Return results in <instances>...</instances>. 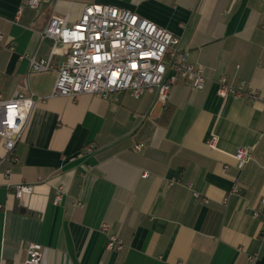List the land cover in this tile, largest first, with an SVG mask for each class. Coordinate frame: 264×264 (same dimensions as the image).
<instances>
[{
    "label": "crops",
    "instance_id": "obj_1",
    "mask_svg": "<svg viewBox=\"0 0 264 264\" xmlns=\"http://www.w3.org/2000/svg\"><path fill=\"white\" fill-rule=\"evenodd\" d=\"M90 3L131 9L179 36L206 86L181 80L165 103L153 92L53 96L56 71L30 70L54 44L39 31L52 13L72 22ZM263 25L264 0H42L39 11L0 0V95L27 82L36 99L20 162H0V264H24L30 242L42 245V264H264L254 216L263 211L264 102L218 93L222 76L264 93ZM240 147L253 151L242 169ZM22 182L34 192L18 199ZM110 233L123 249L106 248Z\"/></svg>",
    "mask_w": 264,
    "mask_h": 264
},
{
    "label": "built area",
    "instance_id": "obj_2",
    "mask_svg": "<svg viewBox=\"0 0 264 264\" xmlns=\"http://www.w3.org/2000/svg\"><path fill=\"white\" fill-rule=\"evenodd\" d=\"M41 3L42 0H26V5L36 11H39ZM39 34L41 38L53 39L54 44L48 58H30V70L56 71L53 96L76 98L89 93L118 99L124 91L135 98L145 92H153L159 101L165 103L171 88L181 80L189 79L196 89H203L207 84L208 78L203 67L191 62L189 52L181 48L179 36L128 8L90 3L85 5L80 17L72 22L68 15L52 13ZM1 39L0 34V42ZM58 46L65 48L64 60L55 66L52 56L59 52ZM28 90V83L25 82L19 85L11 98L5 99L0 95V136L5 150L0 162L7 160L10 165L20 162L15 149L36 103L34 93H27ZM218 93L222 96L231 93L245 95L248 99L264 102V93L235 87L224 76L219 79ZM217 141V135H212L207 143L215 147ZM252 152L250 147L237 149L234 156L238 169L251 160ZM11 171V167L7 168L6 175ZM233 191L237 192L238 189L234 188ZM33 192L32 183L22 182L14 186L18 199ZM194 195L197 199L207 201L196 191ZM61 199L62 194L58 193L54 203L59 204ZM261 203L263 211H255L254 216L261 217V232L264 236V197ZM77 205L84 206L81 202ZM103 229L108 230L109 225L103 224ZM106 248L121 250L124 242L119 236L110 233ZM42 250L40 243L30 242L24 264H42ZM249 258L253 259L254 255Z\"/></svg>",
    "mask_w": 264,
    "mask_h": 264
},
{
    "label": "trees",
    "instance_id": "obj_3",
    "mask_svg": "<svg viewBox=\"0 0 264 264\" xmlns=\"http://www.w3.org/2000/svg\"><path fill=\"white\" fill-rule=\"evenodd\" d=\"M164 119H165V121H167V115H165Z\"/></svg>",
    "mask_w": 264,
    "mask_h": 264
}]
</instances>
